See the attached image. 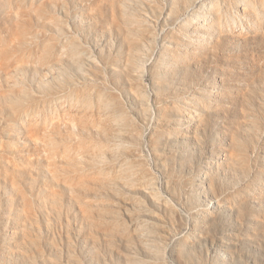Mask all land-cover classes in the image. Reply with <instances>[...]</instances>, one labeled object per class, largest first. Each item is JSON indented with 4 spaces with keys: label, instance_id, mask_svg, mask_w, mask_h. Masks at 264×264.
Instances as JSON below:
<instances>
[{
    "label": "rangeland",
    "instance_id": "1",
    "mask_svg": "<svg viewBox=\"0 0 264 264\" xmlns=\"http://www.w3.org/2000/svg\"><path fill=\"white\" fill-rule=\"evenodd\" d=\"M0 264H264V0H0Z\"/></svg>",
    "mask_w": 264,
    "mask_h": 264
},
{
    "label": "bare ground",
    "instance_id": "2",
    "mask_svg": "<svg viewBox=\"0 0 264 264\" xmlns=\"http://www.w3.org/2000/svg\"><path fill=\"white\" fill-rule=\"evenodd\" d=\"M51 146L53 147L52 149L54 150L55 148V143L54 144H51ZM54 152V151H53ZM57 168V167H56ZM57 171H58V168H57Z\"/></svg>",
    "mask_w": 264,
    "mask_h": 264
}]
</instances>
